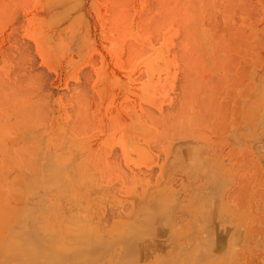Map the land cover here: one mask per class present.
<instances>
[{"label": "rangeland", "instance_id": "obj_1", "mask_svg": "<svg viewBox=\"0 0 264 264\" xmlns=\"http://www.w3.org/2000/svg\"><path fill=\"white\" fill-rule=\"evenodd\" d=\"M0 264H264V0H0Z\"/></svg>", "mask_w": 264, "mask_h": 264}]
</instances>
